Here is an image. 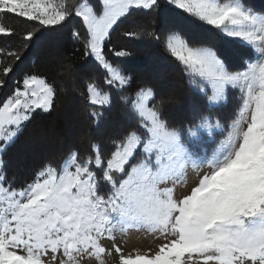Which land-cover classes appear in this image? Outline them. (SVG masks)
<instances>
[{
    "label": "snow or ice",
    "instance_id": "6c2138e0",
    "mask_svg": "<svg viewBox=\"0 0 264 264\" xmlns=\"http://www.w3.org/2000/svg\"><path fill=\"white\" fill-rule=\"evenodd\" d=\"M157 10L160 27L122 35L160 44L203 99L205 107L179 125L165 115L172 98L134 83L125 69L131 53L111 39L134 11ZM0 15L34 25L20 52L0 48L15 61L38 34L78 21L71 38L104 74L86 83L87 116L98 128L116 103L122 121L60 164L43 161L17 187L3 153L35 115L54 109L58 93L44 74L14 81L0 103V264H104L105 241L118 264H264V11L244 0H0ZM0 34L15 29L0 24ZM13 68H3L0 88ZM230 92L238 100L222 123L213 109L226 107ZM133 231L167 242L154 254L126 255L117 237Z\"/></svg>",
    "mask_w": 264,
    "mask_h": 264
},
{
    "label": "trees",
    "instance_id": "16d2710c",
    "mask_svg": "<svg viewBox=\"0 0 264 264\" xmlns=\"http://www.w3.org/2000/svg\"><path fill=\"white\" fill-rule=\"evenodd\" d=\"M244 2L257 11H264V0ZM158 13L159 10L151 13L134 11L132 16L120 22L111 39L117 50L131 53L125 69L135 77L134 83L146 82L155 88L158 98H172L173 102L165 106V115L170 122L179 125L190 120L194 111L205 107L203 99L186 86L180 66L160 44L146 36L128 39L122 35L125 31H138L140 26L148 27L149 31L160 27ZM0 24L15 29L14 35L0 34V48L5 52H20L21 37L34 25L14 15H0ZM74 27H78V21H70L63 28L38 34L20 61H15L12 56L0 55V78H4L3 68L14 64L13 71L6 78V86L0 88V103L11 94L14 81L24 73L46 75L50 82H55L58 93L54 109L47 114L35 115L3 153L8 175L15 177L17 187L29 181L43 161L51 160L58 165L69 150L86 148L90 139L113 135L122 122L119 107L114 103L111 111H106L101 126H92L93 121L87 116L91 109L85 108L86 83L93 79L99 83L104 74L102 69L85 58L82 43L71 38ZM185 27L193 34L212 38V34L204 29L193 25ZM69 65L72 71H68ZM103 90L107 91L106 88ZM229 95L230 102L226 107L213 109L214 116L218 114L222 123L232 114L238 100L235 92Z\"/></svg>",
    "mask_w": 264,
    "mask_h": 264
},
{
    "label": "rangeland",
    "instance_id": "374dc122",
    "mask_svg": "<svg viewBox=\"0 0 264 264\" xmlns=\"http://www.w3.org/2000/svg\"><path fill=\"white\" fill-rule=\"evenodd\" d=\"M193 186V183L188 184V188L183 189L187 191L190 187ZM171 237H169L170 239ZM167 240L162 236H154L144 232L133 231L130 234L124 237H117V244L123 249L126 255L131 254H154L159 246L163 243H166ZM105 246L109 248L111 254L105 255L104 264H118L119 254L111 251L112 245L110 241L104 242ZM58 264V262H57ZM81 264H97L95 259H82Z\"/></svg>",
    "mask_w": 264,
    "mask_h": 264
}]
</instances>
